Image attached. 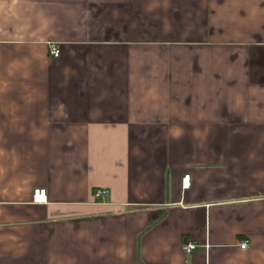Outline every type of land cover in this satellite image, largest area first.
<instances>
[{"label": "crops", "instance_id": "0c3cea01", "mask_svg": "<svg viewBox=\"0 0 264 264\" xmlns=\"http://www.w3.org/2000/svg\"><path fill=\"white\" fill-rule=\"evenodd\" d=\"M0 264H264V0H0Z\"/></svg>", "mask_w": 264, "mask_h": 264}, {"label": "built area", "instance_id": "2783aa9c", "mask_svg": "<svg viewBox=\"0 0 264 264\" xmlns=\"http://www.w3.org/2000/svg\"><path fill=\"white\" fill-rule=\"evenodd\" d=\"M49 46V53L52 57L54 58H58L61 54L60 48L58 47V45L55 42H49L48 44ZM190 181V176L187 175L184 177L183 182L184 185H188ZM109 194V191L106 189H98L95 193V196L97 198H104L105 196H107ZM47 199L46 197V190L45 189H37L34 191V200L39 202V201H45ZM248 246V242L244 241L241 243V248L242 249H246ZM197 248L196 244L193 243H189V244H185L183 246V251L187 254L192 253L195 249Z\"/></svg>", "mask_w": 264, "mask_h": 264}]
</instances>
